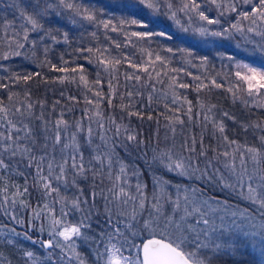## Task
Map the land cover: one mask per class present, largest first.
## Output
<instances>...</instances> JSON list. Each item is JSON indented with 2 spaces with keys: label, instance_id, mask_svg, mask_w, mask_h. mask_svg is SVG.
Here are the masks:
<instances>
[{
  "label": "snow or ice",
  "instance_id": "1",
  "mask_svg": "<svg viewBox=\"0 0 264 264\" xmlns=\"http://www.w3.org/2000/svg\"><path fill=\"white\" fill-rule=\"evenodd\" d=\"M202 5L214 6L217 16L207 15L210 8L202 9ZM0 7L4 4L0 3ZM7 7L12 9V18L0 16V70L7 73L0 76V91L6 93V96L0 95V214L19 225L22 231L8 224L0 225V237H5L3 243L17 248L22 258H26L24 264L29 261L31 264H216L223 257H230L233 264H243L240 257L244 255L251 258L249 264H264V119L238 120L229 111L215 112L217 105L206 104L200 99L197 100L199 111L194 114L192 101L186 97L183 104L177 105L181 97L175 89L194 87L199 93L209 85L200 76H192L199 81L194 86L178 83V76L170 77L171 104L177 106L164 105L172 113L165 116L169 121L167 127L175 133L177 125L183 127L185 124L184 117L189 122L195 119L205 129L211 126L213 138L222 142L225 150L212 149L216 155L209 157L203 132L199 152L195 135L191 137V144L185 138L182 147L187 156H178L170 149L154 148L151 161H146L151 188L141 179L143 172L135 165L131 171L136 177L133 185L129 166L119 158L116 149L121 147L128 151V144L118 142L121 136L136 147L144 141L138 140L123 124L124 116L118 123L116 116L102 105L119 107L128 117H141V112L133 106V98L141 96L140 92L126 90L120 95V103L113 104L116 97L113 80H119L120 66L126 63L136 70L132 74L124 72L125 81L139 83L142 77L136 73L147 74L143 86H150L155 92L153 79L162 84L161 69L171 61L149 48L144 49L147 59L142 63H134L123 53L112 55L110 48L103 45L76 48L78 53L95 56V62L102 66L108 76L106 96L100 72L94 82H89L84 66L68 67L69 61L61 56L63 64L58 67L49 58L53 44L73 43L69 30L51 25L53 17L63 20L69 29L79 31L81 37L90 27L96 29L90 36L97 41L98 30L103 29L104 38L116 49L123 45L108 33L123 35L129 44L135 37L150 45L156 37L163 41L175 39L178 44L186 45L162 49L173 56L180 52L194 57L190 49L199 45L196 37L228 39L234 32L245 37L251 33L262 38L260 42L249 41L254 47L248 57H258V60H238L233 54L223 53L220 58L235 67L234 74L241 82L227 88L233 102L239 100L245 107L251 105L264 110V0H179L178 6L173 0H11ZM178 13H183L189 21L195 17L203 23L194 28L185 27ZM232 14H235L234 22L226 21L228 26H221L220 18ZM161 17L172 21L179 30L161 27ZM211 25L221 27H208ZM91 56L84 57L89 64L93 63ZM16 58L31 62L35 68L78 73V81L68 76L54 80L60 84H82L86 89L83 94L85 107L80 110V117L72 116L74 109L62 104L60 99L54 100L51 106L46 100L34 101L28 87L30 83L49 81L40 71H17L3 64ZM198 59L201 65L209 63L208 55ZM168 71L180 73L184 69L171 67ZM18 85L24 87L18 89ZM211 85L217 89L224 87L216 79H211ZM60 95L64 97L65 93ZM125 96L128 97L126 103ZM66 99L73 104L80 103L73 95ZM152 99L149 94V105ZM226 120L246 134L251 130L254 142L242 143L230 138ZM200 157L204 158L203 167ZM249 162L254 165L251 171ZM154 167L161 171L155 172ZM165 174L178 179H168ZM14 176L23 177V185L13 181ZM133 187L134 192L131 191ZM208 190H219L227 196H210ZM33 193L37 197L35 206L30 199L23 198H30ZM233 196L244 206L231 203L228 197ZM17 207L30 210L28 224L17 216ZM76 212L80 213L79 219L74 223L68 221L70 213ZM94 216H103V220L94 221ZM93 223L98 230L93 228ZM30 229L38 231L40 236L47 232L48 239L34 238ZM20 240L39 245L45 249L44 256L23 248ZM80 242L88 248L87 253L80 250ZM0 264L11 262L0 253Z\"/></svg>",
  "mask_w": 264,
  "mask_h": 264
},
{
  "label": "trees",
  "instance_id": "2",
  "mask_svg": "<svg viewBox=\"0 0 264 264\" xmlns=\"http://www.w3.org/2000/svg\"><path fill=\"white\" fill-rule=\"evenodd\" d=\"M11 2V0H0V3L4 4V7H0V16L6 15L8 18H12L13 12L12 9L8 8L7 5ZM84 2H94V0H84ZM179 0H173V3L178 6ZM204 7L210 8V10L206 13L210 17L217 16V10L214 6L210 5H202V9ZM178 17L181 19V23L185 27H196L199 24L203 23L199 21L197 18L193 17L191 21L188 20L183 13H178ZM235 14L221 17V26L227 27L228 24L226 21L234 22ZM161 19V27L171 30V31H178V27L173 24L172 21ZM51 25L60 27L62 30H69V34L72 37L73 43L70 45L61 44H53L52 51L49 53V58L53 64H56L58 67L62 66L63 62L61 61L60 57L63 56L65 60L69 61L68 67L82 65L85 68V75L89 82H94L97 77V72H100V77L102 80V90L105 95H108L109 89L107 85L108 76L106 73L102 71V66H99L95 62V56H91L88 53H78L75 51L78 47H97V46H107L110 48L112 55H118L123 53L124 55L128 56L134 63H142L143 60H146L147 57L144 55V49L149 48L154 52V54H159L163 57H167L171 63L164 69H161V76L159 79L163 80V83H156L155 78L153 79L152 83L155 84V88L157 91L153 92L150 86H143L145 82V78L147 74L139 72L136 73L142 77L141 81L138 83L134 80L132 81H125L124 79V72L129 74L134 73L136 70L127 67V64H122L119 70V80H113V85L116 87V97L113 100L114 105H118L120 103V95L124 93L126 90H131L134 93L140 92L142 93L141 96H134V109H137L141 112V117L131 116L128 117L125 112H122L119 107L110 108L107 103H104L102 107L108 112L112 113L116 116L117 122H120V117L124 116L123 124L127 126L131 133L136 134L138 140L144 141V144L140 147H136L133 142L127 141L124 139L123 136L119 138L118 142H123L129 145L128 151L126 152L123 148L118 147L116 149V153L118 154L119 158L122 159L124 163L129 166V170L132 171V166H138L140 171L143 172V176L141 179L148 183L149 189L151 188V176L149 175V164L146 161L150 162L153 149L157 148V150H165L169 147L170 144H178L180 146V150L183 155H188L182 145L185 144V138H188V143L191 144V137L195 135L197 144V152H199L201 145L199 144L201 133L203 132V141L204 146L209 148L208 155L209 157L215 156L216 153L212 151V149H217L218 151H223L226 147L222 144V142L218 141L217 139L213 138L211 134V126L207 129L203 127L201 122L197 120H193L191 122L188 121L187 117H184L185 124L183 127L177 125L176 132L172 133L170 128L167 127L169 121L165 119V116L172 115L167 109H165L164 105L167 103L171 107H176L179 104H183V98L186 97L188 100L192 101L193 112L195 114L196 111H199V107L197 105V100L200 99L206 104H215L217 108L214 110L215 112L219 113L221 111H229L233 114L238 120H243L245 122L249 121H260L264 119V110L257 109L252 107L251 105L245 107L237 100L235 103L232 100L231 93L227 91L228 87H233L236 84L241 83L238 81V78L235 76V67L232 66L229 61L226 59L222 60L220 55L223 53L233 54L236 56V59H249L256 61L257 59H253L248 57V54H243L242 52H237L234 50H229L227 46L220 41L215 42L212 46L207 48H202V46H197L195 48L190 49L195 53L194 57H186L180 52H176L173 56L171 53L163 51L164 47H185L184 44H178L175 39L173 41H163L160 38L153 37V42L149 45L146 44L144 41H137L135 37H132L133 43L129 44L123 35H118L117 33H108V35L115 38L118 42H120L123 46L120 49H116L114 45H111V42L104 38V31L103 29L98 30L99 41L93 39L90 36L91 31H97L94 28H89L88 33H85L83 37L80 36V32L75 29H69V25L66 24L63 20L57 19L55 17L52 18L50 21ZM217 25L208 26L210 28L219 29ZM139 31H144V29H136ZM210 38V37H209ZM207 39V38H206ZM51 43V42H49ZM254 47V44L253 46ZM250 52V51H249ZM248 52V53H249ZM208 55L209 63L207 65H201L200 60L198 57ZM93 59V63L89 64L87 59L84 57H89ZM4 65L8 66L12 70H20V69H28L30 71H40L44 77L48 79V83L41 81L37 83L36 80L32 81L28 87H30L33 100H46L47 105L51 106L54 100L60 99L62 104H67L69 107L73 108L74 111L71 113L72 116L79 118L81 115V109L85 107L83 103V94L85 93L86 89L83 85H79L77 83H67L60 84L58 81H55L54 78L57 77H76L78 81L79 74L78 73H60L50 71L48 67L44 68H35L34 65L29 61H23L20 58H16L15 60L4 61ZM177 67L182 68L184 71L180 73H173L168 71V68ZM159 69V65H157ZM151 71V69H150ZM164 72H167V75H164ZM187 73H191L192 75L189 76ZM7 73H4L0 70V76H5ZM178 76V83L184 82L189 83L190 85H196L199 81H195L192 79V76H200L205 83L209 85L208 88L202 89L199 93L194 90V87H190L189 89H181L176 88L175 92L177 95L181 97L180 100L177 101V105H172V93L173 89L169 88V84L171 83L170 77ZM211 79H216L218 83H223L224 87L217 89L211 85ZM127 86V88L125 87ZM23 85H18V89H22ZM93 87H100L94 86ZM64 92L65 96L61 97L60 93ZM149 94L152 95V103L149 105L147 101V97ZM240 95H244V93H239ZM0 95H5L6 93L0 91ZM73 95L79 98L80 103L73 104L72 102L66 99L67 96ZM89 97H91V93H88ZM128 101V97L125 96L124 102ZM187 105H184V109L186 110ZM59 111V106L58 109ZM149 116H152V119H148ZM228 124V135L230 138L239 139L242 143L254 142L255 138L252 135V131L250 130L249 133H244L240 128L235 127L232 125L231 121H227ZM157 131L159 133V144L157 145ZM146 153V155H145ZM223 158L222 156L220 157ZM201 167H203L204 158L200 157ZM215 163V162H214ZM153 170L159 173L161 170L157 167H154ZM168 179L177 180V177H174L172 174H165ZM12 180L16 183L23 185L24 178L19 176L12 177ZM185 183H189L185 181ZM105 185L107 182L105 181ZM12 190L10 189V192ZM87 195V189L86 193ZM208 195L216 196L219 198H224L227 196V193L220 192L219 190H208ZM24 199H30L33 203V206L37 203L36 194L29 197H23ZM17 199H20L19 197ZM231 203H239L241 206H244L242 201L237 200L234 196L228 197ZM98 206H100L98 204ZM101 212L103 211L102 206H100ZM57 214H59V206L57 205ZM18 217L24 219L25 224H28L31 221V214L30 210L20 208L19 213L17 214ZM68 218V217H67ZM93 220H103V216L93 217ZM39 223V221H37ZM45 227L47 228L48 221L45 220ZM8 224L9 227L15 226L17 231H22L19 225L14 224L11 222L8 217L0 214V225ZM93 228L98 230L96 223H93ZM6 231V230H5ZM32 231V235L34 238L40 237L41 239H48L47 232L44 233L43 236H40L38 231ZM91 234V233H90ZM5 237H0V253L3 254V257H6L11 264H24L26 258H22L21 252L14 248L11 245H5L3 240ZM19 244L28 250H33L37 253V255L43 257L45 254V249L40 248L39 245H32L31 242L20 240ZM243 261V264H249L250 257L248 255H244L240 257ZM28 264H31L29 261ZM216 264H233V261L230 257H223L220 260L216 261Z\"/></svg>",
  "mask_w": 264,
  "mask_h": 264
},
{
  "label": "rangeland",
  "instance_id": "3",
  "mask_svg": "<svg viewBox=\"0 0 264 264\" xmlns=\"http://www.w3.org/2000/svg\"><path fill=\"white\" fill-rule=\"evenodd\" d=\"M195 40L200 41L198 46H202V48H204V49L212 46V44H214L215 42L220 41V43H223L225 46H227L230 51L234 50L237 52H242L243 54H248V52L249 51L251 52L253 49L252 46L254 43H251V42H260L262 40V38L260 36H256V35L251 34V33H248L247 36L245 37L239 33L234 32L232 34V36L228 39H221V38H216V37H210V38L208 37L207 39H204V38L196 37ZM249 41H251V42H249ZM251 58L257 59V60L259 59L258 57H251ZM168 149L172 150L174 152V154H176L178 156H186V155H183V153L180 150V146L176 143L170 144L169 147L165 150H168ZM224 150H225V148H224ZM223 159H224V157L221 158V160H223ZM114 164H115V158H114ZM238 164H239V160L237 159V165ZM248 167H249V171H251L253 169L254 165L251 162H249ZM116 168L118 169V166H116ZM128 172H129L130 182L134 185L136 183V177L131 175V171L129 170V168H128ZM105 181L107 182V185H108V181L107 180H105ZM131 191L134 192L135 188L133 187L131 189ZM69 195H71V193H69ZM19 210H20V207H17L16 208V214L19 213ZM79 217H80L79 212L70 213L67 220L74 223L79 219ZM80 243H81V249L80 250L87 253L88 248L86 246H84L82 242H80Z\"/></svg>",
  "mask_w": 264,
  "mask_h": 264
}]
</instances>
